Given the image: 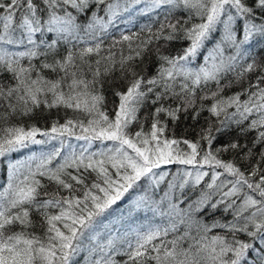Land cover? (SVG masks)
Segmentation results:
<instances>
[{
    "label": "snow or ice",
    "instance_id": "6c2138e0",
    "mask_svg": "<svg viewBox=\"0 0 264 264\" xmlns=\"http://www.w3.org/2000/svg\"><path fill=\"white\" fill-rule=\"evenodd\" d=\"M140 2L125 0L122 9L119 0L108 3L106 11L110 15L106 23L92 11L86 30L91 33L99 25V30L106 33L109 25H114L122 12L129 11L133 4ZM104 3L105 0H0V45L24 46L26 49L12 52L7 47H0V77L10 74L14 81L11 84L0 83V121L6 124L12 116H31L38 110L43 113L45 110L62 108L76 114L63 124L54 121L50 130H41L36 126H0V157L30 144L60 139V147L31 158L38 161L34 168L30 162L26 172L21 173L22 165H9L7 186L0 191V264H80L74 257L85 250L89 252L88 264H116L109 250L115 249L117 240L126 245L123 254L127 260L124 264H241L246 253L253 248L252 244L239 240L227 243L220 236H213L204 243L206 237L200 236L198 239L191 235V224L182 236L169 241L162 238L176 231L175 223L168 227L152 226L144 232L136 229L134 242L126 233L124 237H109L106 243H102L97 229L103 225L101 218L104 214L121 201L129 190L139 186V181L146 178L159 185L165 179L166 174H158L154 169L170 163L199 164L201 168L208 165L213 169H222L213 171L211 182L207 184L209 189L216 188L222 192L221 202L243 193V202L236 210L237 216L254 209L244 217L246 223L241 228L234 223H214L212 227L243 231L253 238L259 235L260 243L264 245V172L259 167V163L264 161V148L259 152L257 164L247 172L242 171L236 162H226L218 156L221 152L235 151L240 160L251 161L256 155L254 149L257 145L264 146V88L259 87L264 84V76L259 77L257 91L251 92L247 101L241 103L239 95H235L216 100L208 109L212 115L219 117L226 112V108L236 105L240 117L234 121L237 125L248 120L254 110L259 113L258 118L252 119L247 127L239 129L242 133L257 131L252 148L231 142L222 145L215 154L205 151L201 157L199 141L165 137L166 125L159 119L161 113L172 120L178 119L181 108L186 110L194 103L196 88L209 81H216L219 87L220 73L231 69V62L241 55V46L255 35L264 38V0H251V3L248 0H151L150 7L153 9L162 4L172 8L182 5L189 11L190 17L194 12L202 22L185 27L180 21L171 23L166 18L156 33L137 45L140 51L133 50L134 56H122L119 62L121 76L123 78L130 74L132 79L126 91L115 93L119 103L114 108L113 117L102 110L105 97L101 88L102 78L115 69V61L111 60V56L102 58L110 63L101 69L100 59L95 61V67L87 59L93 53L99 55L101 43L85 47L78 53L67 50L66 55L62 56L58 50L61 40L68 43L67 38H76L75 34L81 28L76 23L77 16L68 10L69 7L79 15H88L94 6L98 8ZM230 9L235 10V16L229 12ZM257 9L260 12L259 21L256 19ZM222 15H227V19L222 20ZM237 17L243 20V38L239 40L234 28ZM217 24L223 25L221 43L234 46L236 55L229 56L228 62L221 59L216 64V56L209 54L205 60L213 61L210 67L201 66L198 70L189 68V63L198 55ZM166 29L169 30L167 34ZM52 33L56 34L54 39L50 42L44 39ZM37 34L40 39L36 38ZM93 39H96L95 35ZM132 39L133 36L121 33L122 41ZM161 39H185L190 43L177 57L162 55L157 49V59L162 63L154 77L145 79L128 67L129 62L144 54L143 50L153 40ZM222 51L219 45L214 49L218 54ZM41 57L44 59L40 60ZM24 60H27L26 65L22 63ZM34 60H39V64ZM256 67L255 63H250L244 72L255 71ZM45 70L54 73V77L45 75ZM261 71H264V67ZM244 72L238 75L242 78ZM177 77L183 78L179 92L174 87ZM188 81H191V85ZM149 94H153L154 98L150 99ZM218 95L219 91L212 93L211 99L215 100ZM172 97H179L182 104L174 109L164 107L161 101ZM149 102L161 105L150 113L152 123L149 131L144 132L141 124L140 131L130 133V125L140 123L138 113ZM226 127L224 121H219V126L215 128L209 124L200 130V140L211 145L217 139L213 132L219 134ZM37 135L47 139H37ZM64 137H74L84 143L79 146V151L69 144L71 150L62 155ZM96 142L103 148L92 150ZM181 143L190 151H182L179 148ZM57 157H62L63 162L50 167ZM185 175L191 177L193 174L188 172ZM208 175V172L197 170L194 183L199 184ZM221 176H225V179L221 180ZM43 178L47 179V184L42 182ZM188 182L185 179L179 187L183 189ZM49 185L54 186L52 190H49ZM168 187L171 190L176 185L170 182ZM226 187L228 190L222 191ZM169 197L170 192H165L164 198L157 203ZM146 200V196H141L134 206L139 208ZM206 201L207 196H203L194 202L195 211H202ZM234 205L235 200H232L225 210ZM169 208V215L175 212L178 216H184L190 215L193 204H189L187 210L180 209L175 203H170ZM211 208L216 210L217 204H211ZM180 223H184V220L181 219ZM249 223L254 225L255 231L248 230ZM199 227L208 230L207 225ZM37 228L42 231H35ZM185 240L190 241L187 247L184 246ZM85 242L93 246L86 248ZM92 253H97L99 258L92 259ZM229 253L232 255L229 256Z\"/></svg>",
    "mask_w": 264,
    "mask_h": 264
},
{
    "label": "trees",
    "instance_id": "16d2710c",
    "mask_svg": "<svg viewBox=\"0 0 264 264\" xmlns=\"http://www.w3.org/2000/svg\"><path fill=\"white\" fill-rule=\"evenodd\" d=\"M251 3V0H248ZM108 3H114V0H105V3L100 5L98 8L93 7L88 15H79L76 10L71 9L69 7V11L72 12L74 16H77L76 23L81 25L78 33L73 36H69L68 43H65L63 40L60 41L58 45L59 54L66 55L67 50H71L74 53H78L81 49L94 46L97 42L101 43V50L99 55L96 53L91 54L87 57L89 62L95 67V61L101 60V69H103L104 65L110 63L109 60H104L102 58L111 56V60L115 61V69L104 76L103 79V87L101 91L105 97L104 105L102 110L106 111L110 117L114 116V108L119 103L118 97L115 95L117 91H126L125 85L128 86L132 77L130 74L125 75L123 78L121 76L120 71V60L123 57H127L129 55H135V51H140L141 49L137 48V45L140 44L141 41L147 40L150 35L156 33L160 29L161 23L171 22L176 23L180 21L185 27H189L192 24H197L198 20L201 18L197 17V20L194 19V12L189 16V11L184 9L181 5L177 8H172L170 5H161L159 8L163 9V13L160 11L156 13L154 18H141L140 16L137 19H133L127 23H115L114 25H109L107 32H101L99 30V25L93 29L91 33L86 30V25L91 20V12L94 11L97 16H100V19H103L107 22L108 18L105 17V10L107 8ZM229 12L232 15H236L234 9H230ZM188 13V14H187ZM107 18V20H106ZM260 12L259 9L256 10V19L259 21ZM222 20L227 19V15H222ZM187 21V23H185ZM242 25L243 20L237 17V22L234 25L235 30L237 31L238 40L242 39ZM223 25L217 24L213 32L210 34L209 39L204 43L202 48L199 50L198 55L192 59L191 63H189L188 67L194 70H198L201 66L210 67L213 61L211 59L205 60V57H209V54L216 56L215 63L219 64L221 59L225 62H228V57L232 55H236V49L234 46L228 43H221ZM168 29L165 30V34H167ZM121 33L124 35L133 36L131 41H122ZM54 34V33H53ZM51 35L48 34L44 37V39L51 41ZM56 35V34H54ZM93 35L96 36V39H93ZM180 35V34H178ZM37 39H40L37 34ZM115 41H119V43H114ZM189 41L185 39H177L172 41H165L163 39L157 41L153 40L151 44L147 46L144 54L141 57H136L135 60L129 62L128 67L133 68L138 75L147 78H151L157 75L159 71L160 64L162 63L157 59V49H159V53L162 55L177 57L183 54V50L189 45ZM131 44V48L129 47ZM223 50L221 54L214 52V49L217 46ZM26 50V49H24ZM23 50V51H24ZM43 50V49H41ZM59 58V57H57ZM44 58L41 57L40 60ZM49 61L51 60V56H49ZM34 63L39 64V60H34ZM25 65L27 64V60L22 61ZM255 63L256 70L252 72H244V69L248 64ZM232 67L230 70L222 71L220 73L219 79V87L216 81H209L207 83H202L198 88H196L195 96L193 97L194 103L191 106H188L186 110L181 108V111L178 113V119L172 120L165 113H161L159 119L162 124L166 125V131L164 132V136L167 138H176L178 140L187 139L192 142L199 141L200 142V151L201 156H203L205 151H212L214 154L216 150L220 148L222 145L238 142L241 145H247L248 148H252V141L257 135V131L253 130L248 133H242L239 129L240 127H247L252 119L258 118L259 113L253 111V115L249 116L248 120L243 121L242 125H237L234 121L240 119L239 114L237 113V106L232 105L231 107L226 108V112L222 113L219 117L212 115L208 109L211 107L216 100L221 98L227 99L229 97H233L235 95H239L240 102L243 103L249 99V94L251 92L257 91V83L260 76H264V71H261V68L264 67V38H261L258 35H255L252 39L249 40L247 44L241 46V55L237 57V59L231 62ZM167 67V65H165ZM244 72L243 77L241 78L238 74ZM45 75L50 78L54 77V73H50L48 70H45ZM91 77L89 76V79ZM183 82L182 77H177V80L174 82L175 91L179 92L181 83ZM0 83L11 84L14 83L11 80L10 74H5L3 77H0ZM191 85V81H188ZM259 87L264 88V84H260ZM159 90V89H158ZM219 95L214 99H211V95L214 92H218ZM183 95V94H182ZM209 97V99H202V97ZM150 99L154 98L153 94H149ZM255 99V98H253ZM164 107L166 108H176L178 105L182 104V100L179 97H172L170 99H165L161 101ZM161 106L160 104L153 105L150 102L147 103L143 108H141L138 113L140 117V123H133L130 125L128 131L134 134L137 131L141 130V124L143 125V131L148 132L152 119L150 113L154 110L155 107ZM251 106V105H250ZM243 109L241 108V111ZM198 113V114H197ZM236 113L234 116L233 114ZM74 114L71 110L65 109H52L50 111L38 110L31 116H20L15 115L12 116L7 123L0 121V126L7 127L12 125L24 126L25 128L36 126L41 130H50L51 125L54 121H59L60 124H63L66 119L72 118ZM147 117V119H146ZM219 121H224L227 125L226 129L217 134L215 131L213 135L217 136V139L213 140L211 145L207 144V141L200 140L199 133L203 128L208 127L209 124L213 125L214 128L219 126ZM78 131V130H77ZM37 139H43L45 137H41L37 135ZM64 142L68 145L72 143V147L77 149L74 145L79 143L74 137H64ZM75 142V143H73ZM74 144V145H73ZM60 145V144H59ZM44 144H39L35 147H31L29 150L25 151L24 148L18 150V154L21 157V164L23 167L20 168V172H26V166L28 163H32L33 168L38 161H33L31 158L33 156L40 157L41 154L50 153ZM103 148V145H100L99 142L93 146L92 150H97ZM179 148L182 151H190L186 145L180 144ZM264 148V146L257 145L254 149L256 155H254L251 161H242L238 158V155L235 151L221 152L218 153V156L223 161H234L237 163V166L241 167L242 171H246L250 169L253 165H256L259 161V152ZM56 149V148H55ZM71 150V149H70ZM69 150V151H70ZM67 151L66 153H68ZM10 155V154H9ZM13 155V154H12ZM12 155H10L12 159ZM63 155V154H62ZM66 155V154H64ZM3 157H0L2 160ZM62 157H57L56 160L53 161L50 167H54L59 164V159ZM10 160V159H9ZM8 163V160L7 162ZM169 166L168 175L165 179L159 184L156 185L153 182H148V179H142L138 182L139 186H134L133 189L129 190L128 193L125 194L124 198L119 202H122L129 198L132 194L136 193L134 199L138 196H146L147 200L142 202V204H149L148 206H143L139 211L134 212V215L131 217H136V225L140 224L139 230L141 232L147 231L149 227L159 225L161 227H168L170 224H177V229L175 232H170L167 237H163L165 241H169L174 239L177 236H182L185 231L189 230V225L192 227L190 229L191 235L196 236L198 239L200 236L206 237L203 241L207 243L210 241L213 236H220L224 238L227 243H233L235 240H239L241 242L250 243L253 245V248L249 250L244 260L241 264H264V245L260 243L259 235L255 238L249 237L246 232L236 231L233 232L230 228L224 227H212L214 223H219L221 225L227 224L231 222V224H236L237 228H241L246 223L244 217L250 215L251 211L254 209H249L244 211L239 216H237L236 211L237 205L243 199V193L236 198H228L222 200L221 191L216 188L209 189L207 184L211 182L210 175L203 177L199 184H185L183 189L179 187L181 184L180 181L175 182L176 187L174 189H169L167 186V182L170 180L169 177L174 170H178L181 167H189L195 168L200 167L197 165H182L179 163H170L163 164ZM206 171L210 174V169L207 168L206 165L202 167L205 168ZM259 167L262 172H264V161L259 163ZM201 168V167H200ZM218 171H222V169H218ZM9 177L8 165L0 167V191L3 190L4 187L7 186V181ZM222 177V176H221ZM39 178V177H37ZM232 179V178H230ZM223 180V177H222ZM42 182L47 184L48 181L46 178L42 179ZM54 186L49 185V190H52ZM143 188V189H141ZM170 191V197L163 199V202H160L162 198H164L165 192ZM245 191H248L245 189ZM201 196H207V201L202 211H194L191 210L190 215L178 216L175 212H172L169 215L170 203L178 204L180 209H188L189 204H193L198 201L197 199H201ZM196 200V201H195ZM232 200H235V205L231 208H228L227 211L226 206ZM217 204L216 210L211 208V204ZM117 205V204H115ZM113 205V206H115ZM108 212V211H107ZM35 218V217H34ZM181 219L184 220V223H180ZM259 219V218H258ZM228 220V221H227ZM198 222V223H197ZM229 224V225H231ZM199 225H207L208 230L205 231L203 227H199ZM249 231H255V227L252 224L247 225ZM136 228L127 229L122 234L117 233V236H109V237H124L125 234H130L128 236L129 239L135 240V236L133 235ZM37 232H41L42 229H35ZM105 235H99L100 242L106 243L109 238ZM190 241L185 240L184 246L187 247V244ZM95 242H93L94 244ZM154 243H159V241H155ZM93 245H89L85 242V247H91ZM126 245H122L119 243V240L116 242L115 249L109 250V255L116 262V264H124V261L127 260V256L123 254ZM217 250H219L217 248ZM229 256L232 254L229 253ZM89 252L81 251L74 259L78 260L80 264H88ZM92 259L99 258L97 253L91 254ZM227 258V257H226Z\"/></svg>",
    "mask_w": 264,
    "mask_h": 264
},
{
    "label": "rangeland",
    "instance_id": "374dc122",
    "mask_svg": "<svg viewBox=\"0 0 264 264\" xmlns=\"http://www.w3.org/2000/svg\"><path fill=\"white\" fill-rule=\"evenodd\" d=\"M114 3H117V0H114ZM120 3V7L121 9L124 6L125 0H119ZM150 3L151 0H141V2L139 4H133L129 11L127 12H122L121 15L119 16V18L114 22L115 23H127L133 19H137L139 16L143 19V18H154L155 15H157L156 13L158 12V10L160 11V13H163V9L161 8H151L150 7ZM164 5V4H162ZM166 5V4H165ZM105 14L107 18H109L110 13H108L105 10ZM188 14V13H187ZM194 19L197 20L196 15H193ZM100 18V16H98ZM106 18V20H107ZM103 22L106 23L105 20L101 19ZM202 22L200 19L198 20V23ZM55 34V33H54ZM52 33L51 38L54 39L55 35ZM39 36V34H38ZM40 38V37H39ZM0 47H7L9 51L12 52H17V51H23L25 49L24 46H14V45H0ZM30 47V46H29ZM125 89L127 88V85H125ZM43 139H47V138H43ZM75 143V142H73ZM83 141H80L79 143H76V145H74L77 149H79V146L81 144H83ZM60 139H56V140H49L47 143H44V145L49 146L47 148V150L49 152H52L55 148L60 147ZM39 144H30L28 147L24 148L25 151L29 150L31 147H35ZM64 148H63V152L62 154H67L66 152L70 150V148L68 147V144L64 142ZM72 146V143L70 144ZM20 150V149H19ZM12 155V159L10 157V155ZM21 157L20 154H18V151L15 152H11L6 154L5 157L2 158V160H0V167L6 166L8 165V172H9V165L12 163H17V164H21ZM202 157V156H201ZM10 159V160H9ZM8 160V163H6ZM63 160L62 158L59 159V163H62ZM207 168H210L208 165H206ZM199 170L202 172L206 171V167L205 168H200V167H195V168H189V167H181L178 170H174L172 171L170 177H169V181L167 182V186L169 185V183H175L177 181H180L181 183L187 179L189 182L188 184H193L194 183V176H195V172ZM213 171H218V169H210V178H211V174ZM154 172L156 173H164L166 174L165 177L168 175L167 173L169 172V166L166 165H161L160 168L158 169H154ZM191 172L193 175L191 177H187L185 174ZM223 179H225V176H222ZM221 177V180H222ZM231 177H227V179H230ZM150 182V181H148ZM217 183H219V181H217ZM230 187V185H229ZM143 189V188H141ZM228 188H224L222 191H227ZM168 192H170L168 190ZM222 193V192H221ZM136 193L132 194L129 198H127L126 200L117 203V205L112 206L111 209L108 210V212H106L104 214V217H102L101 219L103 220V225L99 226L97 231L99 233V235H105V236H117L119 234H122L123 232H125L127 229H132V228H136L139 229L140 224L136 225V217H134L132 220L131 217L134 215V212L139 211L140 208H143V206H148L149 204H141V206L139 208H136L135 202L138 200V198L140 196H138L136 199H134V197ZM135 195V196H134ZM202 197V196H201ZM232 199L236 198V196L231 197ZM228 199V198H227ZM200 200V199H197ZM196 201V200H195ZM243 199L240 201V203L237 205V207L239 208V206L242 204ZM195 205V203H194ZM193 207V211H194ZM131 209V210H130ZM236 211V209L234 210L233 208V213ZM228 221V220H227ZM227 224H231V222L227 223ZM106 226V227H105Z\"/></svg>",
    "mask_w": 264,
    "mask_h": 264
}]
</instances>
